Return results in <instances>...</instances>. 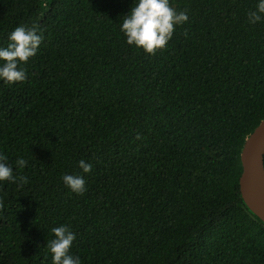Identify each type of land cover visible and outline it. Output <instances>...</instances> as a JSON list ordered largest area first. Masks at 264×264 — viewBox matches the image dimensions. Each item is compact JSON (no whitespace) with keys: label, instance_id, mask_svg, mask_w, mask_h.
Segmentation results:
<instances>
[{"label":"trees","instance_id":"obj_1","mask_svg":"<svg viewBox=\"0 0 264 264\" xmlns=\"http://www.w3.org/2000/svg\"><path fill=\"white\" fill-rule=\"evenodd\" d=\"M171 3L188 20L149 54L119 32L131 0H0V45L20 24L43 35L27 79L0 81V154L27 161L26 183H0V264H51L60 224L81 264H264L239 189L264 119V17L248 22L256 0Z\"/></svg>","mask_w":264,"mask_h":264},{"label":"clouds","instance_id":"obj_2","mask_svg":"<svg viewBox=\"0 0 264 264\" xmlns=\"http://www.w3.org/2000/svg\"><path fill=\"white\" fill-rule=\"evenodd\" d=\"M247 17L251 24L259 22L264 17V0H256L255 9L247 13ZM118 18L119 32L123 34L125 43L152 54L165 48L175 27L188 20V13L177 11L171 0H131L127 13L120 14ZM42 40L43 35L37 26H15L7 34L8 43L0 45V81L8 84L25 81L27 74L22 65L36 55ZM26 164L23 157H17L13 164L8 162L7 156L0 154V183H26V177L18 179L14 174V167L20 169ZM77 166L84 173L92 167L84 159L78 160ZM61 179L70 191L77 194L85 191L82 175L65 173ZM50 231L52 239L45 245L51 254V264H81L80 257L70 252L76 234L64 224L53 226Z\"/></svg>","mask_w":264,"mask_h":264},{"label":"water","instance_id":"obj_3","mask_svg":"<svg viewBox=\"0 0 264 264\" xmlns=\"http://www.w3.org/2000/svg\"><path fill=\"white\" fill-rule=\"evenodd\" d=\"M239 189L246 205L264 221V119L245 139Z\"/></svg>","mask_w":264,"mask_h":264}]
</instances>
